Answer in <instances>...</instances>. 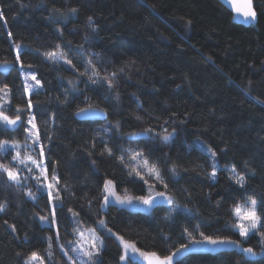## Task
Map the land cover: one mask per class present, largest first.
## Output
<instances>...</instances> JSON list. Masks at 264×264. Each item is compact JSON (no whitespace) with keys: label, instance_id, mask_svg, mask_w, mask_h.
<instances>
[{"label":"trees","instance_id":"obj_1","mask_svg":"<svg viewBox=\"0 0 264 264\" xmlns=\"http://www.w3.org/2000/svg\"><path fill=\"white\" fill-rule=\"evenodd\" d=\"M253 2L257 19L245 26L234 22L219 0H0V62L14 63L0 69V87L10 89L4 110L14 117L17 106L32 101L21 119L26 123L35 115L45 164L59 178V198L53 201L59 243L75 240L72 209L85 228H97L104 219L114 233L99 231L104 248L96 264H122L116 236L161 257L188 245L173 264H264L259 236L241 239L230 214L236 203L264 197V0ZM16 44L22 46L26 72L41 82L29 94L15 61ZM57 45L78 71L47 58ZM87 61L101 77L117 74L111 92L106 83L92 84L78 75ZM89 104L105 110L107 118L77 119L78 109ZM149 128L154 132L130 135ZM164 129L173 133L166 150L150 141ZM23 131L5 130L0 122V140H18ZM130 150H142L159 168L168 188L156 183L151 195L163 191L171 204L147 211L115 204L100 208L106 179L116 183L118 193L149 195L147 185L142 188L139 178L128 176ZM12 156V151L0 154V163L11 166ZM228 166L245 177L244 189L230 179ZM0 203L6 205L0 211V264H24L33 251L46 258L45 264H68L55 241L52 258L44 252L46 237L55 232L39 219L49 215L47 193L31 183L16 185L0 173ZM200 232L240 241L258 256L245 257L235 248L200 250L201 244L190 242L200 240ZM126 264L144 263L131 256Z\"/></svg>","mask_w":264,"mask_h":264},{"label":"snow or ice","instance_id":"obj_2","mask_svg":"<svg viewBox=\"0 0 264 264\" xmlns=\"http://www.w3.org/2000/svg\"><path fill=\"white\" fill-rule=\"evenodd\" d=\"M70 11L75 13L76 9L73 8ZM236 11H242L245 18L255 19L256 17V13L252 8L251 0H247V5L243 10L237 7ZM0 17H2V13H0ZM88 20L91 25L93 23L92 18L89 17ZM9 36H11V33H9ZM85 39H87V37H85ZM21 47L22 46L20 44L14 45V48L17 52L15 61L20 64V71L24 77L23 91L27 93L31 88L34 87L33 85L29 84V78L32 81H35L36 85H40L41 82L36 78L35 74L26 72L24 64L20 60ZM45 55L49 60H51L53 64H56L59 61H63L65 65L69 66L70 70L78 71L76 69V66L73 64V61L67 58L66 54L59 49V45H57V51L49 52ZM0 63L7 65L9 62L5 60ZM29 67L31 66L29 65ZM89 69H91V74H89ZM121 71H123V69H121ZM78 75L87 77V81L91 82L92 84L106 83L109 91L111 92L114 89L113 81L116 79L117 74L113 72L110 75L101 77L95 66L92 65V62L87 61L84 71L78 72ZM69 84L73 85L74 87V81L69 80ZM9 91L10 89L7 84L3 85V87H0V93L3 94V96H0V99H4V97H7ZM115 98L119 99L118 93L116 94ZM85 100H88L87 96L85 97ZM32 106L33 105L31 99H28L25 108L17 106L13 117L6 114L3 105H0V122H2L5 126V130L9 127L13 130L22 127L24 129V132L27 133L24 144L25 149H32L33 151L38 149L37 155L35 157L30 154L22 156L20 141L9 142L8 140H0V154L7 153L9 149L15 152V155H13L11 158V166H9V164L0 163V173L6 174L10 182L16 185H21L22 180H27L29 178L28 176H22V172L24 169H27L29 174H32L34 173V171L39 170V175H33L32 178L36 180L38 189L40 187H44L47 192L48 203L50 205L49 215H41L39 216V219L43 222L55 226L54 235L46 237L48 248L44 249V252L48 253L47 259L52 258V253L50 250L52 248L53 242L55 241L57 243L59 251L67 257L68 264H96V258L100 255L101 251L104 248V241L99 235H97L96 229H89L88 231L90 233V237L88 240H85L83 231L81 230L79 222L77 220L79 213L73 212L72 209H69V212L72 213L73 220L76 222V227L73 229V235H78V238L74 241H67V243H59L61 236L59 231V224L56 218V205L53 203L55 199L59 198V189L56 187V185L59 184V178L53 170L51 174V182L45 184V182L49 180V174L47 166L43 163L44 146L40 141L39 129L35 123V115L30 114L26 123L21 121V114L25 111V109H31ZM96 112H103V110L95 108L93 107V105L89 104L86 108H79L76 114H83L87 116ZM137 119H140V117H137ZM115 127H119L118 122ZM101 131L107 133L109 129L104 128ZM163 131L165 134L161 135L160 133H155V135L159 136L160 139H162L164 142H167L171 138L173 133L168 132L167 129H164ZM153 132L154 130L149 128L144 129L140 133H130V135H147ZM97 135L99 136L100 132H98ZM28 141H31V143H28ZM104 151L107 152L109 156L112 155L111 148L105 147ZM209 151L211 152L210 149ZM215 155V152H211L212 157H215ZM119 159L121 164H123L125 167H128L130 162H135V164L130 168L128 176L134 178L138 177L139 181L142 182V188L143 185H147L149 189V195H141L137 197L129 196L127 195V193H125L124 195H119L116 191V183L112 179H106L103 181V188L101 190V209L107 207L111 203L120 205H132L134 200L151 207L157 202V198L165 199L169 204L172 203V199L166 196V193L163 191H157L155 196L151 195V192L155 190L156 183L163 184V187L165 189L168 188V185L163 183L159 168H157L155 164H149V161L145 157L142 150H130L128 154L129 163L125 162L124 155H121ZM29 162L32 165L31 167L29 166ZM21 165H23V168L20 167ZM213 168L215 169V164H213ZM143 169H147V179L144 175H141V170ZM172 171H176L175 167L172 169ZM229 171L232 173L230 179L233 181V183L239 188L244 189L246 185L245 177L237 173L235 167L229 169ZM211 175L212 177H215V171H213ZM41 177H43V180L41 179ZM150 180H154L155 183H150ZM26 195L32 199H36V196L32 191H28ZM5 207L6 205L4 203H0V211H4ZM230 214L235 218L232 224V228L238 230V235L240 237H243L245 240L250 238V234L259 236L258 244L261 246V251L264 252V230H262L264 229V197H261L259 200L255 197H252L246 200L243 204L236 203L234 207L230 209ZM96 223H98L101 229L106 230L109 235H114L112 229L107 226V223L104 219H100ZM10 227L12 228L13 232L16 231L14 225ZM197 228H199L198 225ZM184 232L188 233V235L191 236V233L188 232L187 228L184 229ZM199 235L201 237L200 240L192 238L190 242L198 244L207 243L210 245L232 244L240 246V241L232 240L227 237L213 238V236L205 235L203 232H200ZM118 239L121 241L124 249V254L120 256V260H125L129 249L139 252V249L136 248L135 243L126 241L123 236H119ZM67 245L73 246L71 248H68ZM187 247L188 245H182L181 249H187ZM181 249H177L176 252L164 255L163 257L157 255L156 252H140V255L148 260V264H173V258L177 255V253L181 251ZM242 251L251 255H255L252 247L242 248ZM69 252L76 253L77 256L74 258L72 255H69ZM17 255L20 254L17 253ZM45 260L46 258L41 255L40 252L33 251L30 256H28V258L24 260V264H36V262H39V264H45Z\"/></svg>","mask_w":264,"mask_h":264},{"label":"rangeland","instance_id":"obj_3","mask_svg":"<svg viewBox=\"0 0 264 264\" xmlns=\"http://www.w3.org/2000/svg\"><path fill=\"white\" fill-rule=\"evenodd\" d=\"M14 63L13 62H9L7 65H4V64H2V63H0V69L1 70H7V69H9L12 65H13ZM56 64H61V65H64V66H67V65H65L64 64V62L63 61H59L58 63H56ZM18 66H20V64L18 63ZM28 73H31V72H28ZM33 74V73H32ZM21 76H22V80L24 79V77H23V75L21 74ZM29 84H31V85H33L34 87L33 88H31L30 90H29V92H27V94H29L34 88H36L38 85H36L35 84V81H32L30 78H29ZM0 96H3V94L2 93H0ZM6 101H7V97H4V99H0V105H3V107L6 105L5 103H6ZM27 136V133H25L24 131L22 132V134H21V136L19 137V139L18 140H15V141H20V149H21V154H22V156L23 155H27V154H30V155H33L34 157L37 155V152H38V149L37 150H35V151H33L32 149H25V147H24V144H25V137ZM150 141L155 145V146H157V147H159V148H161L162 150H166L167 149V147H168V145H169V141H167V142H164L162 139H160V137H156V136H150ZM10 142H12V141H10ZM28 143H31V141H28ZM9 151H12V155H15V152L13 151V150H11V149H9ZM43 163L45 164V155L43 156ZM131 164V167L135 164V162H131L130 163ZM46 165V164H45ZM29 166L31 167L32 165L30 164V162H29ZM21 168H23V165H21L20 166ZM231 168H233L232 166H228L227 167V170L229 171V169H231ZM146 172H147V169H143V170H141V175H144L145 176V178L147 179L148 177H147V175H146ZM229 173L232 175V173L229 171ZM48 174H49V180L48 181H46L45 182V184L46 183H48V182H51V174L52 173H50L49 171H48ZM33 175H39V170H36V171H34V173H32V174H29V172L27 171V169H24L23 170V172H22V176H28L29 178L27 179V180H22V182L24 183V184H26V185H30V183L31 184H33V186H35V187H37V182H36V180L35 179H33L32 178V176ZM138 178V177H137ZM41 179L43 180V177H41ZM151 182H154L155 183V181L154 180H150ZM158 184H160V183H158ZM38 188V187H37ZM39 190L40 191H43V192H45V193H47L46 192V190L44 189V187H40L39 188ZM117 191V190H116ZM118 193V192H117ZM119 195H124L125 193H118ZM127 195H129V196H132V197H135V196H133V195H130V194H127ZM156 194H154V195H152V196H155ZM166 196H168V197H170L171 198V196L170 195H168L167 193H166ZM172 199V198H171ZM167 202V201H166ZM168 203V202H167ZM244 202H242L241 204H243ZM111 204H115V205H118V206H121V207H127V208H129V207H132V206H138V205H143L142 203H140V202H138V201H133V204L132 205H120V204H116V203H111ZM48 216V215H47ZM72 220H73V218H72ZM73 222H74V224H75V226H76V222L73 220ZM79 222V225L80 226H82L83 228V234H84V238H85V240H88L89 239V237H90V233H89V229H96V232H97V235H99L102 239H103V237H102V235H101V233L99 232L100 230H101V228L99 227V225H97V228H85L84 226H83V224H82V222H80V221H78ZM42 223L43 224H45V225H50L49 223H46V222H43L42 221ZM55 227V226H54ZM74 239L76 240L77 238H78V235H74ZM118 237L119 236H116V238H117V240H118V242H119V244H120V246H121V249H122V255L124 254V249H123V245H122V243H121V241L118 239ZM241 239H243V240H245L243 237H241ZM127 241V240H126ZM136 246V245H135ZM136 248H138L137 246H136ZM139 249V248H138ZM140 252H143L142 250H140L139 249V252H136V251H132L131 249H129L128 250V253H127V256H126V258H125V260H121V263L122 264H126L127 262H128V260H129V257H134V258H136L137 260H139V261H142L143 260V256H141L140 255ZM75 256H77V254L75 255ZM143 262V261H142ZM36 264H39V262H36Z\"/></svg>","mask_w":264,"mask_h":264},{"label":"water","instance_id":"obj_4","mask_svg":"<svg viewBox=\"0 0 264 264\" xmlns=\"http://www.w3.org/2000/svg\"><path fill=\"white\" fill-rule=\"evenodd\" d=\"M219 1L231 12L232 17H233V21L238 23V24L248 26V25H250L251 23H253L257 19V13H256V10H255V7H254L253 0H251V2H252V8H253V10L256 13L255 19L245 18V16L243 15L242 11L241 12H237L236 11L237 7L241 8L243 10L246 7V5H247V0H219ZM95 108H98V107H95ZM101 110H103V109H101ZM76 113H75V116L79 120L103 121V120H105L107 118V112L105 110H103V112H96V113L89 114L87 116H85L83 114L77 115ZM21 121H22V119H21ZM8 129L10 131H16L17 130V129L13 130L10 127ZM136 136H138V135H134L133 137H136ZM165 202H166L165 199L157 198V202L155 204H153L151 207L143 204V205H138V206L134 205L131 208L135 209V210H140V211H147V210L151 209L152 207H154L155 205H157L159 203H165ZM234 248L238 252L242 253L245 257L256 258L258 256V255H251V254L243 252L242 248H246V247L243 246L241 243H240V246H236V245H232V244L210 245V244H207V243L201 244L199 246V249L203 250V251H220V250H223V249L231 250V249H234ZM142 261H143L144 264H148V260L145 259L144 257H143Z\"/></svg>","mask_w":264,"mask_h":264}]
</instances>
